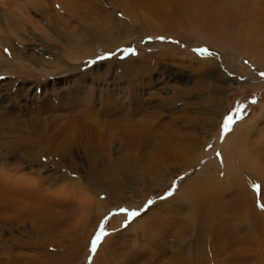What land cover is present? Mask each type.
Instances as JSON below:
<instances>
[{"label": "rangeland", "instance_id": "1", "mask_svg": "<svg viewBox=\"0 0 264 264\" xmlns=\"http://www.w3.org/2000/svg\"><path fill=\"white\" fill-rule=\"evenodd\" d=\"M1 48L0 94L19 91L11 114L27 123L146 112L197 145L146 174L134 164L160 149L121 161L126 127L109 147L0 140V264H264V0H0ZM8 174L32 185L3 192Z\"/></svg>", "mask_w": 264, "mask_h": 264}, {"label": "bare ground", "instance_id": "2", "mask_svg": "<svg viewBox=\"0 0 264 264\" xmlns=\"http://www.w3.org/2000/svg\"><path fill=\"white\" fill-rule=\"evenodd\" d=\"M28 4L31 5L32 3H26L24 5L25 8H27ZM116 6H114L112 8L114 12H115V9L117 8ZM96 7L98 8L97 5H96ZM128 14L129 13L127 11L125 15H128ZM3 33L5 34V32H3ZM1 46H3V45H1ZM3 48L0 49V67L2 66V63H3V59H1V55H4L2 52ZM4 61L7 62L6 59ZM6 64H10V63L7 62ZM8 67L13 68V65L12 64L8 65ZM8 67H6L7 68L6 72H9ZM1 92L3 94L2 95L0 94V140L4 141L3 147H5L4 149H6V150L13 151L16 147H20V149H22L20 143L18 142L19 138L21 139V135H24L26 137H32L31 138L32 139L31 143L33 144L32 147H40L41 144H42V147H63V148L83 147L85 145L84 141L90 142V139H91V145L92 144H98L100 147H109L110 144L115 140V138L116 139L118 138V137H116V134H121V133L117 132V131L116 132L110 131V130H108V128L109 127L113 128V126L116 129H119L121 127H126L127 132L122 133V135L118 138V140L120 141V144L122 145V146L120 145L119 147H125V149H124L125 154L120 157L121 161H123V162L130 161L131 158L134 155H136L138 147H159L160 150H159L158 156H154V154H149L148 156L147 155L143 156V161L144 162L146 161V163H148V166H143V165L139 166L138 164H134V166L137 168V170L141 171L142 173L150 174V173H152V168H154V166H156V165H163V166L166 165L167 166V164L171 163V161H173V160H177L178 163L187 162L190 159L192 152L195 151V148L197 145V141L196 140L194 141L193 139H192L193 141L185 142L184 141L185 140V134L179 130H172V127L174 126L173 124H169V123L157 124L153 120L150 119L149 114L147 115L146 112L142 113L138 119L136 118L137 115H136V117H134L133 112H131L130 114L124 113L125 117H123L121 119L122 123H119L118 120H112V119H109V120L98 119V120H96V123H94L92 125H90L91 122L89 124L87 123V126L84 123L79 124L78 123L79 121H76V122H71L69 126L64 124V125H61L60 127L59 126L56 127V125H54V123H56L57 116H51V117L48 116L49 118L48 117H46V118L40 117L39 120H37V118L36 119L35 118L30 119L29 118L30 120H28V123H27V121H24L22 119L24 121L23 122L21 120L22 112H19L21 115H18L17 112L11 114V111L13 109L12 98L15 94L18 95L19 91L16 90L15 92H13L12 88H5L4 90H1ZM18 97L23 98V99L25 98V96H23V95L18 96ZM217 102L220 103L221 100L220 101L218 100ZM1 108H2V110H1ZM52 108H51V110H52ZM42 109H43V107H42ZM126 110H128V109H126ZM142 110H141V112H142ZM53 112H54V110H53ZM4 114H6L8 118L4 117L3 116ZM110 114H112V113H110ZM130 118H133L134 121L132 122V120H130ZM86 120H88V119H85V121ZM26 123L28 124V126L25 125ZM112 123H113V125H111ZM98 127H101L102 129L101 130L96 129ZM88 130L92 131L94 133V135L91 138L88 137V139H86L85 133L89 132ZM244 141L245 140L240 141V143H238L236 145V147H239L242 143H244ZM87 147H88V145H87ZM31 150L30 151L28 150L27 154L30 157H34L33 152H31ZM186 157H187V159H186ZM115 169H117V168H115ZM112 173H114V174L110 173L109 177L115 176L113 184L116 186H119L117 184L120 182L118 180V179H120L119 178L120 175L115 174V172H112ZM116 173H119V172H116ZM140 176L141 175H137V177L136 176L132 177L130 179V181L137 180ZM1 177H2V179H4L7 176L2 175ZM113 178H112V180H113ZM262 180L263 179H258V182H263ZM2 181L4 184L3 190H2L3 192H5V191L6 192L9 191L7 193L17 192L20 195L26 193L25 192L26 188H24V185H26L25 182H28V185H32L31 181H27V179L22 180L19 178H15L12 175H9V177L5 178ZM209 181H208V179L206 181H204V182H206L205 185L208 184ZM135 183H136V181H135ZM21 186H22L23 190L21 189ZM193 188H190V190L188 189L187 191H184L182 193L181 197L182 198L190 197V195L194 191ZM18 190H22V193H20L21 191L19 192ZM41 191L42 190L37 188L36 191H31L30 195L33 193H35V194L40 193L41 194ZM118 194H120V193H118ZM78 251H79V249H78Z\"/></svg>", "mask_w": 264, "mask_h": 264}, {"label": "snow or ice", "instance_id": "3", "mask_svg": "<svg viewBox=\"0 0 264 264\" xmlns=\"http://www.w3.org/2000/svg\"><path fill=\"white\" fill-rule=\"evenodd\" d=\"M197 51H198V54H200V55H208V56L214 55V53H212L208 49H199ZM262 75H264V74H262ZM236 111L239 112V111H241V109L238 108V109H236ZM234 123H235V118H234L233 115L230 114V115H228L225 118L222 127L225 129V131H227V130L231 129V126ZM169 195H171V193H169ZM149 203H151V202H149ZM260 207L262 208V210H264V205H260ZM120 211H121V213L126 214L127 216H129V218H134V217H136V216H138L140 214L138 211H135V210L129 211L128 209H121ZM105 235H107V232L103 228V226H101L100 229H99L98 234L95 236V238H94V240L92 241V244H91V251L93 253L96 251V249L98 247V244L100 243L102 237L105 236Z\"/></svg>", "mask_w": 264, "mask_h": 264}]
</instances>
